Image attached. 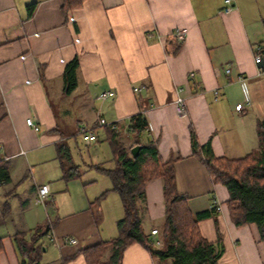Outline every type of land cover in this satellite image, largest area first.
<instances>
[{
	"label": "crops",
	"instance_id": "1",
	"mask_svg": "<svg viewBox=\"0 0 264 264\" xmlns=\"http://www.w3.org/2000/svg\"><path fill=\"white\" fill-rule=\"evenodd\" d=\"M225 1L85 0L65 11V0H0V162L9 164L11 174V182L0 185V264H21L14 235L25 232L29 240L36 226L48 221L56 222L59 239L72 237L77 243L57 248L45 235L38 264H62L74 255L65 264H89L77 255L80 250L118 236L121 198L111 191V180L92 168L114 167L110 147V159L107 151H99L107 143V128L98 122L116 123L130 147L129 120L139 112L148 121L142 143L158 141L163 163L175 160L177 189L187 197L190 211L216 207L217 216L201 221L199 228L209 242L222 239L220 264H264L257 225L235 226L227 188L213 182L191 145L193 130L201 146L211 144L216 157L241 158L258 146L264 54L260 63L255 56L264 50V0H234L235 8L224 15L219 11ZM176 28L188 31L180 44L173 37ZM75 57L77 85L65 94V69ZM229 67L232 80L223 70ZM240 75L244 86L236 80ZM179 88L186 100L184 116L173 105ZM106 91L115 96L100 100ZM247 96L251 107L237 111ZM28 118L38 131L27 124ZM82 125L94 126L100 137L87 146L95 150L87 161H75L82 171L79 178L86 179L81 193L72 196L73 181L62 179L57 144L66 142L72 152L76 138L71 136ZM42 184H50L52 193L46 205H36ZM68 193L72 202L65 208L57 201ZM5 202L10 211L3 216ZM164 216L163 180L156 178L146 187L145 231L158 229ZM122 264L156 261L145 246L133 244L124 251Z\"/></svg>",
	"mask_w": 264,
	"mask_h": 264
},
{
	"label": "trees",
	"instance_id": "2",
	"mask_svg": "<svg viewBox=\"0 0 264 264\" xmlns=\"http://www.w3.org/2000/svg\"><path fill=\"white\" fill-rule=\"evenodd\" d=\"M84 1L65 0L64 10L82 6ZM34 7L35 5L29 6V17L33 14ZM258 52L261 56L264 54V50ZM78 67V57L66 66L65 94H70L76 88ZM115 125L117 129L105 127L114 167L108 169L96 165L92 168L111 180V191L118 193L121 198L124 215L117 223L118 236L111 241L82 249L77 255H83L89 264H122L124 251L133 244H141L151 252L156 264H220L225 252L222 239L209 242L199 228L201 221L217 216L216 207L196 214L190 211L187 197L177 189L175 160L163 163L157 147L158 141L149 140L142 143V136L148 130L144 112L130 117L128 133L133 139L130 147L121 139L118 126ZM256 130L257 148L241 158L216 157L211 144L201 146L193 130L191 145L193 155L203 162L213 182L227 188L230 195L227 205L235 226L241 228L251 224L257 225L261 240L264 241V117L257 121ZM77 135L80 136L79 132L71 137L76 138ZM134 145L142 146L136 158L130 152ZM57 151L62 179L69 182L81 177V167L75 163L68 144L60 141ZM156 178L163 180L165 202V216L157 229L159 245L154 243L151 233L145 231L141 218L146 203V187ZM10 182L9 164L0 162V185ZM106 193L92 205H98ZM1 211L3 216H6L10 211V204L5 202ZM55 226L56 222L49 221L36 226L29 240L26 239L25 232H17L14 235L21 264L40 262L43 245L39 242ZM2 249L0 239V251ZM73 257L66 258L62 264Z\"/></svg>",
	"mask_w": 264,
	"mask_h": 264
},
{
	"label": "built area",
	"instance_id": "3",
	"mask_svg": "<svg viewBox=\"0 0 264 264\" xmlns=\"http://www.w3.org/2000/svg\"><path fill=\"white\" fill-rule=\"evenodd\" d=\"M235 8V1L234 0H226L225 1V6L219 11L220 14H229L231 13V11ZM72 21L75 20V18L71 19ZM187 29L186 28H176L173 31V37L174 40L177 43H182L185 41V38L187 36ZM77 42H80V39H77ZM258 49H260V46H258ZM262 60V56L260 54H257L255 56V61L256 63H260ZM224 73L228 76L229 80H232V78L230 77L231 75V67L229 68H225L223 69ZM195 73L192 72L191 73V77H194ZM240 84H242L244 86L245 84V78L242 77L241 75L237 77L236 79ZM182 92V88H179L177 93V97L174 100V108L177 112V114L179 116H184L186 114V100L185 98L181 95ZM115 96V92L113 91H106L104 93H102L99 96V99L102 101H105L109 98H113ZM248 107H251V100L250 98L247 96L244 102L238 103L236 105V110L237 111H241L243 109H246ZM27 124L32 127L34 130L38 131L39 130V126L37 124L34 123L32 118H28L27 119ZM116 123H109L106 121V119L104 118H100L99 122H98V126L100 127H111L112 129H117L116 128ZM79 134L82 137L83 141L87 144H93L95 142H97L98 140V135L95 132V127H89L86 125H82L79 128ZM52 193V189H51V185L50 184H42L40 186L37 187L36 190V197H35V204L36 205H46L47 201L50 199ZM52 221H50L51 223ZM151 235L153 236V240L154 243L156 245H159V240L156 238L158 235V230L157 229H152L151 231ZM47 239L49 240V242L51 244H53L54 246H56L57 248H61L64 245H75L77 243V240L75 238L72 237H63L61 239H59L54 232V228L52 227L46 234Z\"/></svg>",
	"mask_w": 264,
	"mask_h": 264
},
{
	"label": "rangeland",
	"instance_id": "4",
	"mask_svg": "<svg viewBox=\"0 0 264 264\" xmlns=\"http://www.w3.org/2000/svg\"><path fill=\"white\" fill-rule=\"evenodd\" d=\"M62 119L63 118L60 119V122H62ZM61 128H63L62 124H61ZM72 130L71 131L74 132V127H73ZM75 137H76V140H73V139L71 140V147H72L73 159H74V161H77V162H81L82 163L83 160L87 161V159L89 158V155H93L95 150L93 149V147H91V148L87 147L86 146V143L83 141V139H82L81 136L77 135ZM108 150H109V145L106 142H102L101 147H100V150H99L100 153H102L104 151H107L108 152ZM109 152H110V150H109ZM109 152H108V158L110 159L111 155H110ZM83 179L85 180L86 178L85 177H82V180ZM82 180H81V178H78V179H75V180L74 179L71 180V181H73L72 184H71V191H72L71 195L72 196H75L77 194V192L78 193L79 192L81 193L80 189H81V185H82ZM72 185H74L75 187L72 188ZM3 188H1V189H3ZM68 195H66L64 198H59L58 199L57 202H58V204H60V206L65 207V208L66 207H71L70 204H71L72 200L70 198V194L69 193H68ZM40 207H42V206H40ZM46 238H44V240L46 242H49V240L46 239ZM48 264H50V263H48Z\"/></svg>",
	"mask_w": 264,
	"mask_h": 264
},
{
	"label": "water",
	"instance_id": "5",
	"mask_svg": "<svg viewBox=\"0 0 264 264\" xmlns=\"http://www.w3.org/2000/svg\"><path fill=\"white\" fill-rule=\"evenodd\" d=\"M141 147H142L141 145H134L133 147H131L130 152L134 158H136L139 155Z\"/></svg>",
	"mask_w": 264,
	"mask_h": 264
}]
</instances>
